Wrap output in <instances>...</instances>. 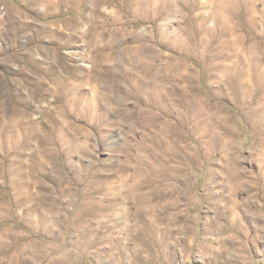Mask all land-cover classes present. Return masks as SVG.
<instances>
[{
    "label": "rangeland",
    "instance_id": "rangeland-1",
    "mask_svg": "<svg viewBox=\"0 0 264 264\" xmlns=\"http://www.w3.org/2000/svg\"><path fill=\"white\" fill-rule=\"evenodd\" d=\"M36 242L264 264V0H0V264Z\"/></svg>",
    "mask_w": 264,
    "mask_h": 264
},
{
    "label": "bare ground",
    "instance_id": "bare-ground-1",
    "mask_svg": "<svg viewBox=\"0 0 264 264\" xmlns=\"http://www.w3.org/2000/svg\"><path fill=\"white\" fill-rule=\"evenodd\" d=\"M79 22L81 21L80 19L78 20ZM33 58V57H32ZM114 198H115V201H118V199H119V196L117 195V193H116V195L114 194ZM99 222V221H98ZM102 222V221H101ZM100 222V223H101ZM106 223V222H105ZM76 228V227H75ZM80 228V227H79ZM242 230H241V233L242 234H244V236H245V238H251L252 236L256 239V234H255V232H248V231H246V230H244V228L243 227H240ZM78 229V228H77ZM110 229V228H109ZM234 229V226L233 225H231V226H229V231H231V230H233ZM49 230L51 231V233L53 232V230H51L50 228H49ZM50 231H48L47 233H49ZM81 231V230H80ZM88 234V233H87ZM79 235H80V232H79ZM78 237V236H77ZM86 237V236H85ZM82 238H84L83 237V231H82V235H81V239ZM80 239V238H79ZM237 237L235 238V237H233V238H231L229 241L230 242H232V243H234V244H243L244 243V241H240V242H238L237 241ZM83 242H85V241H83ZM36 244H40V246H38V250H40V251H42L41 253H40V257H50L49 258V262H48V264H67L65 261H63V260H60V259H54L52 256H53V253L54 252H57L56 250H55V248H47L46 247V249H48V250H51L50 252H45L44 250H43V245L41 244V243H39V242H36ZM83 244V243H82ZM81 243H79L78 244V247L79 248H83L84 249V246L86 245V243H85V245L83 246ZM188 244V243H187ZM89 245V244H88ZM107 245V244H106ZM40 247V248H39ZM35 252V251H34ZM37 252V251H36ZM35 252V253H36ZM55 254V253H54ZM42 258V259H43ZM62 258V257H61ZM71 264V263H70Z\"/></svg>",
    "mask_w": 264,
    "mask_h": 264
}]
</instances>
